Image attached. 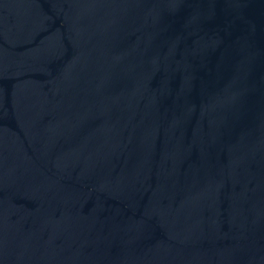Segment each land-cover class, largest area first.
Here are the masks:
<instances>
[{
  "label": "water",
  "instance_id": "1",
  "mask_svg": "<svg viewBox=\"0 0 264 264\" xmlns=\"http://www.w3.org/2000/svg\"><path fill=\"white\" fill-rule=\"evenodd\" d=\"M0 264H264V0H0Z\"/></svg>",
  "mask_w": 264,
  "mask_h": 264
}]
</instances>
